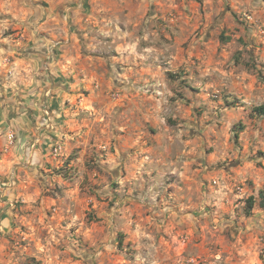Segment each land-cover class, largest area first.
<instances>
[{
	"label": "clouds",
	"instance_id": "1",
	"mask_svg": "<svg viewBox=\"0 0 264 264\" xmlns=\"http://www.w3.org/2000/svg\"><path fill=\"white\" fill-rule=\"evenodd\" d=\"M0 264H264V0H0Z\"/></svg>",
	"mask_w": 264,
	"mask_h": 264
}]
</instances>
